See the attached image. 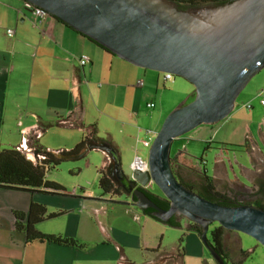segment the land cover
<instances>
[{
    "label": "crops",
    "instance_id": "crops-1",
    "mask_svg": "<svg viewBox=\"0 0 264 264\" xmlns=\"http://www.w3.org/2000/svg\"><path fill=\"white\" fill-rule=\"evenodd\" d=\"M82 55L89 58L84 67L78 62ZM137 80L143 81V87L131 88ZM183 88L177 81H164L163 73L135 67L104 52L50 16L35 24L21 0H0V150L21 148L30 154L28 142L36 139L47 151L68 153L85 136L84 130L73 126L76 122L95 126L96 137L114 149L121 170L124 165L132 171L135 154L144 153L141 142L158 132L167 113L178 105ZM261 90L264 76L230 119L229 126L240 123L238 129L246 142L244 157L237 160L220 147L209 154L210 168L206 159L197 165L185 153L178 157L197 174L206 171L219 193L238 200L249 196L248 203H263L264 196V106L256 95ZM150 103L154 104L151 109ZM210 128L211 143H228L227 133L236 131L224 124ZM106 158L103 153L101 167ZM31 203L45 205L51 212H66L38 225L39 232L72 238L85 247L27 244L25 234L14 230V213L26 214ZM150 222L169 227L133 207L128 196L116 201L84 187L80 192L56 194L0 188V264H136L124 254V239H132L147 254L148 259L137 264H156L152 253L156 246L150 236L146 242ZM231 236L226 234L225 246ZM188 238L194 254L202 256L196 238Z\"/></svg>",
    "mask_w": 264,
    "mask_h": 264
},
{
    "label": "water",
    "instance_id": "water-1",
    "mask_svg": "<svg viewBox=\"0 0 264 264\" xmlns=\"http://www.w3.org/2000/svg\"><path fill=\"white\" fill-rule=\"evenodd\" d=\"M104 47L111 55L141 69L179 77L194 87V98L165 118L142 163L130 177L114 149L89 143L110 160L109 177L125 190L131 205L162 223L181 217L198 225L200 240L217 264L209 227L242 233L264 248V210L253 205L221 206L184 187L171 167V145L203 125L227 118L247 84L264 68V0H231L181 9L171 0H21ZM152 183L169 202L159 208L145 193Z\"/></svg>",
    "mask_w": 264,
    "mask_h": 264
},
{
    "label": "trees",
    "instance_id": "trees-1",
    "mask_svg": "<svg viewBox=\"0 0 264 264\" xmlns=\"http://www.w3.org/2000/svg\"><path fill=\"white\" fill-rule=\"evenodd\" d=\"M176 3L182 4L181 9H186L188 7H198L205 4H217L224 3L231 0H171ZM62 23V22H61ZM65 25L64 23H62ZM67 26V25H65ZM68 27V26H67ZM76 32V31H75ZM78 33V32H76ZM80 36L87 39L89 42L95 44L101 48L104 52L110 54L104 47L94 43L89 38L81 35ZM72 122L70 118L66 119ZM73 123V122H72ZM73 126L80 128L85 131V136L82 141L70 152L68 153H54L47 151L38 146L36 139H30L28 142V148L32 151L35 158L34 161L27 158L25 152L21 148H11V149H1L0 150V188L10 189V190H20L33 192H42L48 194H56L65 192V188L53 181L47 180V175L51 172L56 171V168L66 159L61 158V156L77 155L81 153L89 143L102 142L96 137L95 126H85L80 123H73ZM42 130V129H41ZM44 130V129H43ZM108 142V141H107ZM110 143V142H108ZM208 147L205 148V152ZM184 154V152H179L175 157H171V167L178 179V181L187 189L195 192L202 198L216 203L221 206H235L236 204L246 205L249 203L239 202L237 199H231L226 195L219 193L214 184V179L206 173V171H201L196 176L198 178L197 189H194L191 185L186 183L180 172L183 170L181 163L178 161V157ZM205 155V154H204ZM41 157V159H39ZM200 163L204 162L203 158L199 159ZM110 160L105 159V165L98 170V185L102 191V195L109 196H120L125 195V190L122 186L117 185L108 174L110 168ZM179 169V172L177 171ZM177 175H179L177 177ZM82 190V188H80ZM149 198L154 201L159 207L164 210L169 208V202L166 201L163 196L159 194H154L152 192L144 190ZM261 210H264V203H253L251 204ZM151 210L142 211L144 214L150 216ZM66 212L54 211L51 212L45 205L31 203L30 208L26 214L15 212V224L14 230L19 233H24L26 237L27 244L32 243H49L64 247H77L84 248L85 245L81 244L75 239L63 237L61 235H46L37 230V226L43 222L52 221L64 216ZM151 217V216H150ZM152 219L159 221L156 218ZM177 217H173L165 223L171 228L180 227V223ZM188 228L192 232L200 237L201 228L196 224H191L188 222ZM227 233L222 227L217 224H212L208 231V240L211 248L222 258L225 264H242L243 261L249 256V252L238 250V257L236 260H231L227 253L224 239ZM108 243H112L111 240H107ZM181 242V241H180ZM179 245L172 252H161L159 250H154L152 253L156 256V264H183L184 250ZM123 254V251H121Z\"/></svg>",
    "mask_w": 264,
    "mask_h": 264
},
{
    "label": "rangeland",
    "instance_id": "rangeland-1",
    "mask_svg": "<svg viewBox=\"0 0 264 264\" xmlns=\"http://www.w3.org/2000/svg\"><path fill=\"white\" fill-rule=\"evenodd\" d=\"M181 5V4H180ZM182 6V5H181ZM150 71V70H149ZM158 73V72H155ZM162 74V73H158ZM264 76V68L251 79V81L247 84L245 89L240 93L236 100V107L231 112V114L222 120L219 123L214 125H203L199 126L196 129L188 132L187 134L183 135L182 137L176 139L171 145V157H175L179 152H184L186 154L187 159L191 160L193 164H199V159L203 158L206 159L209 165L211 166V159L209 154H213L218 148L222 147L228 152H231L237 160L244 157L246 142L244 137L240 135V123H236L234 126H229L231 122V116L243 103V99L245 95L253 88L257 82ZM172 81H177L182 83L183 89H180V93L182 97L173 109H171L167 115L173 111L176 107H178L183 102L185 104L190 103L194 98V87L186 82L185 80L173 76ZM185 90V91H184ZM168 91V90H167ZM166 91V93H167ZM257 97L264 96V90H261L259 93L256 94ZM193 96V97H192ZM153 111V110H152ZM165 116V118L167 117ZM162 121V124L165 120ZM161 124V125H162ZM222 124L228 125V127L236 128L235 133L231 135L227 133L228 143H222L220 141H214L211 143L209 140L212 138L213 133H211L210 127H215L217 129ZM161 125L158 126L157 130L159 131ZM221 137L225 138L224 135L221 133ZM208 147V150L205 152V148ZM205 154V155H204ZM144 159L148 156V150L144 149V153L140 154ZM103 153L100 151H90L84 158L78 160H67L61 163L57 168L56 171L51 172L47 175V180L56 182L62 185L65 188V191L68 193H72L73 190L77 189L80 192V188L78 189L77 186H82L90 191H93L97 196L107 197L108 199L112 200H124L127 198L126 195L120 196H109V195H102V191L98 185V170L101 168ZM184 162V161H183ZM183 170L180 172V175L184 179L186 183L197 189V173L194 171L193 168H189L183 163L181 164ZM234 171L235 168L233 169ZM122 171L125 176L130 177L132 171L125 168L124 165L122 167ZM179 172V169L177 170ZM81 187V188H82ZM150 192L154 194H159L160 191L157 189L156 186L153 185ZM161 194V193H160ZM162 195V194H161ZM242 202H249L251 201V197L245 196L240 197L239 199ZM264 203V196L261 200ZM180 218V227L178 228H171V227H164L159 226L160 224H155V222H150V226L146 227V242L149 241L148 237H151V242H154V246H156V250L161 252H170L173 250L174 247H178L181 245L183 250L185 251V256L183 258V264H217L214 259L211 257L209 252L203 246L200 237L197 234L192 233L187 229L186 224L188 221L184 218ZM228 233L232 236L230 238L227 237L226 240V250L231 260H236L238 257V250L240 242V249L246 252H249V256L243 261L242 264H264V248L258 244L254 239L249 236H246L242 233L238 232ZM191 235L192 237L196 238V241L199 243L201 249H203V255L200 256L199 254H194V245L189 242L188 236ZM236 235L237 239L235 238ZM127 247L125 249V255L128 259L133 263H144L146 259H148L147 254L144 250H140L136 248L135 242L132 239H124ZM181 241V242H180ZM150 242V241H149ZM161 246V247H159ZM119 253V252H118ZM150 256V255H149Z\"/></svg>",
    "mask_w": 264,
    "mask_h": 264
},
{
    "label": "built area",
    "instance_id": "built-area-1",
    "mask_svg": "<svg viewBox=\"0 0 264 264\" xmlns=\"http://www.w3.org/2000/svg\"><path fill=\"white\" fill-rule=\"evenodd\" d=\"M24 6H25V9L28 10L31 13L35 24L40 25V24L43 23V21L46 18L49 17V15L44 10H42L40 8H36V7L32 6V5H30L29 3H24ZM13 33L14 32L11 31V30H9L7 32V34L9 36H12ZM78 62H79V65L81 67H84V66H86V65L89 64V58L86 55H82L79 58ZM172 78H173V76L171 74H166V73L163 74V80L164 81H172ZM129 86L131 88H141V87H143V81L142 80H137L135 83H132ZM259 102H260V104L262 106H264V97H260ZM147 107L151 109V108L154 107V104L153 103H150V104L147 105ZM245 108L249 110V109H251V105H246ZM156 135H157V133H151V137L148 140L141 142L142 143V147L144 149H146V150H149V148L151 146V143H152L153 139L156 137ZM24 152H25V154H26V156H27L28 159H30L32 161L35 160L32 151H30V154L27 151H24ZM39 159H41V157H39ZM140 163H142L144 165L145 169H147V158L144 159L141 155H139V154L136 153L135 156H134V158H133L132 169L138 167ZM203 164H204V162H203ZM152 187H153V184L150 183L148 186H146L145 189L146 190H151Z\"/></svg>",
    "mask_w": 264,
    "mask_h": 264
},
{
    "label": "flooded vegetation",
    "instance_id": "flooded-vegetation-1",
    "mask_svg": "<svg viewBox=\"0 0 264 264\" xmlns=\"http://www.w3.org/2000/svg\"><path fill=\"white\" fill-rule=\"evenodd\" d=\"M173 2H175V1H173ZM176 3V2H175ZM177 4V6L180 8V7H183V5L181 6L179 3H176ZM179 175H177V177H178ZM146 191H149L150 192V190H146ZM231 199H235V198H231ZM237 199V201H239L238 200V198H236ZM154 202V201H153ZM239 202H241V201H239ZM244 203H248V202H244ZM156 204V203H155ZM251 204H253V203H249V204H247V205H251ZM157 205V204H156ZM158 206V205H157ZM159 207V206H158ZM159 208H161V207H159ZM162 209V208H161Z\"/></svg>",
    "mask_w": 264,
    "mask_h": 264
}]
</instances>
